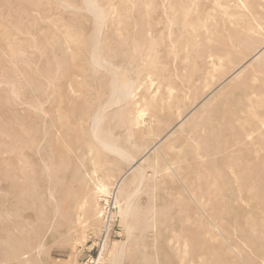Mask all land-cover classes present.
I'll return each instance as SVG.
<instances>
[{
	"label": "rangeland",
	"instance_id": "obj_1",
	"mask_svg": "<svg viewBox=\"0 0 264 264\" xmlns=\"http://www.w3.org/2000/svg\"><path fill=\"white\" fill-rule=\"evenodd\" d=\"M0 1V264H264V0H95L99 37L85 0ZM116 79L139 82L120 107Z\"/></svg>",
	"mask_w": 264,
	"mask_h": 264
},
{
	"label": "bare ground",
	"instance_id": "obj_2",
	"mask_svg": "<svg viewBox=\"0 0 264 264\" xmlns=\"http://www.w3.org/2000/svg\"><path fill=\"white\" fill-rule=\"evenodd\" d=\"M7 1V0H6ZM10 1H12V0H10ZM27 2L28 1H30V0H26ZM38 0H36V2H37ZM58 1V0H57ZM117 1V0H116ZM178 1V0H177ZM187 1V0H186ZM196 1V0H195ZM198 1V0H197ZM206 1V0H205ZM213 1V0H212ZM1 2V1H0ZM34 2V1H33ZM34 3V4H37V3ZM67 2V1H66ZM66 2H61L62 4V6L67 10L68 8H69V10H73V9H77L76 7H74V6H72L71 4H69V3H66ZM190 2V1H189ZM217 2V0L215 1V3ZM22 3V2H21ZM85 7H87V11L89 12V14H92L95 18L94 19H96L95 21H97V23H96V25L98 26V37L101 35V29H103L102 27H103V25H104V21H105V19H104V12H102V10H104L102 7V10L100 9V7L98 6V4H97V2L95 1V0H85ZM124 3V2H123ZM198 3L199 2H197L196 4L197 5H192V6H199L198 5ZM206 3V2H205ZM205 3H203V4H205ZM12 4H14V2L12 3ZM24 4V3H23ZM32 5L31 3H28L27 5ZM33 4V5H34ZM195 4V3H194ZM207 4H210L208 1H207ZM207 4H206V6H205V9L207 8ZM29 5V6H30ZM32 5V7H34ZM38 5V4H37ZM40 5V4H39ZM37 6V8H42V10H38V11H42L43 12V14L45 13L44 11H43V7H41V6ZM42 5V4H41ZM74 5V4H73ZM214 5V4H213ZM217 5V4H216ZM219 5V4H218ZM1 6V5H0ZM117 6V5H116ZM182 5H180V7H181ZM190 6V4L188 5V7ZM203 6V7H204ZM16 7V6H15ZM25 7V6H24ZM23 7V8H24ZM114 7V6H113ZM201 7V6H200ZM209 7V6H208ZM1 9H2V7H0ZM9 8H10V6H9ZM35 8H36V6H35ZM116 8H118V7H116ZM126 8V7H125ZM172 8H174V6L172 7ZM185 8V7H184ZM12 8H10V10H11ZM28 9H31V7H28ZM47 9V8H46ZM63 9V8H62ZM115 9V8H114ZM197 9H199V8H197ZM201 10H203V8H200ZM199 9V10H200ZM204 9V11H206ZM208 9V8H207ZM3 10V9H2ZM24 10H27V9H25L24 8ZM81 10V9H80ZM170 10V9H169ZM180 9H178V11H177V13L179 12L180 13V11H179ZM184 11H186L187 9H183ZM190 10H191V7H190ZM198 10V11H199ZM209 10H210V8H209ZM5 11V10H4ZM34 11V10H33ZM37 11V12H38ZM114 11V10H113ZM123 11V10H122ZM188 11H189V9H188ZM192 11H193V9H192ZM196 11V10H195ZM1 12V11H0ZM18 12V11H17ZM28 13L30 12L31 13V11H27ZM170 12H172V10L170 11ZM189 12H191V11H189ZM207 12V11H206ZM211 12V11H210ZM3 13V15H5L4 13L5 12H2ZM8 13H9V11H8ZM8 13H7V15H8ZM19 13H21V12H19ZM110 13V12H109ZM115 13V12H114ZM113 13V14H114ZM208 13L209 12H207V15L206 16H208ZM24 15H26L25 13H23ZM23 14H21V15H23ZM42 13H40V15H41ZM46 14V13H45ZM181 14V13H180ZM185 13H182V15L185 17L186 16V14L184 15ZM188 14H190V13H188ZM191 14H194L193 12H191ZM195 14H196V12H195ZM194 14V15H195ZM1 15V14H0ZM36 15H37V13H36ZM35 14H34V17L36 16ZM179 15V14H178ZM182 15H181V17H182ZM193 15V16H194ZM198 14H196L195 16H197ZM210 15H212L211 13H210ZM33 16V15H32ZM188 16V15H187ZM194 16V17H195ZM199 16V15H198ZM1 17H3V16H1ZM5 17V16H4ZM39 16H37L36 18H38ZM44 18L45 16H41V18ZM183 17V18H184ZM189 17V16H188ZM213 17V16H212ZM46 18H50L48 15H46ZM112 18V17H111ZM174 18V17H173ZM176 18V17H175ZM182 18V19H183ZM204 18H206V17H204ZM208 18H209V16H208ZM1 19V18H0ZM6 18H4V20H5ZM21 19H22V17H21ZM30 19H31V17H30ZM39 19V18H38ZM8 19H6V21H7ZM25 20V19H24ZM46 20V19H45ZM197 20H198V17H197ZM207 20V19H206ZM40 21V20H39ZM49 21V20H48ZM194 21V20H193ZM52 21L50 20L48 23V25H50V23H51ZM183 21H181V23H182ZM211 22V21H210ZM42 23V22H41ZM45 23H46V21H45ZM53 23V24H52ZM51 23V25H54L55 23H54V19H53V22ZM208 23H209V21H208ZM198 24V23H197ZM205 25H206V23H204ZM212 24V23H211ZM11 25V28L13 27L12 25L13 24H10ZM106 25V24H105ZM183 25V24H182ZM192 25V24H191ZM209 25V24H208ZM55 26V25H54ZM3 27V26H2ZM58 27V26H57ZM206 27V26H205ZM9 27H7V29H8ZM16 28V27H15ZM59 28H61V26L59 27ZM97 28V27H96ZM207 28V27H206ZM209 28V27H208ZM10 29V28H9ZM14 29V28H13ZM13 29H10V30H13ZM191 29V28H190ZM199 29V28H198ZM17 31L18 29H14L13 31ZM13 31H12V33H13ZM183 31V30H182ZM199 31V30H198ZM10 34H11V31H8ZM105 32V31H104ZM170 32V31H169ZM197 32V31H196ZM200 32H202L201 30H200ZM208 32H211V30L209 31V29H208ZM97 33V32H96ZM22 34V33H21ZM105 34V33H104ZM201 34V33H200ZM253 34V33H252ZM28 35V34H27ZM26 35V36H27ZM205 35H207V34H205ZM13 36H14V33H13ZM17 36V35H16ZM26 36L24 35V37L26 38ZM40 36V35H39ZM63 35H61V37H62ZM68 36V35H67ZM67 36H63V37H67ZM106 36V35H105ZM210 36V35H209ZM20 37H22V35L20 36ZM60 37V38H61ZM146 37V36H145ZM206 37V36H205ZM204 37V38H205ZM207 37H208V35H207ZM4 38V37H3ZM9 39H15V37L13 38H10V37H8ZM7 38V39H8ZM17 39L19 38L18 36L16 37ZM60 38H57V39H60ZM68 38L69 37H67L66 39L68 40ZM97 38V37H96ZM181 38H182V36H181ZM209 38H211V37H209ZM22 39H23V41H19V43H24L25 42V40H24V38L22 37ZM28 39V38H27ZM4 40V39H3ZM18 40H20V39H18ZM65 40V39H64ZM63 39H62V41L64 42H62L63 44H65V41H64ZM101 40V39H100ZM190 40H192V39H190ZM213 40H215V39H213ZM5 41V40H4ZM12 41V40H11ZM10 40H9V42H8V40H6V43L8 42L9 44H10V42H11ZM17 41V40H16ZM70 42H71V39L69 40ZM69 41H66L67 43L69 42ZM260 41V40H259ZM18 42V41H17ZM121 42H122V40H121ZM178 42V41H177ZM212 42H214V41H212ZM2 43H3V41H2ZM14 43H16L15 42V40H14ZM13 43V44H14ZM23 43H22V45L21 46H23ZM216 43V42H215ZM13 44H10V45H12L13 46ZM25 44H27V42H25ZM24 44V45H25ZM36 44V43H35ZM41 44V43H40ZM69 45H71V49H73L72 48V44H70V43H68ZM0 45H3V44H0ZM5 45V44H4ZM8 45V44H7ZM7 45L6 46H2V47H5L4 49H8L9 50V48H7ZM14 45H16V46H18V44H14ZM67 45V44H66ZM202 45V44H201ZM211 45H213V43H211ZM11 46V47H12ZM15 46V47H16ZM20 46V45H19ZM27 46V45H26ZM25 46V47H26ZM192 46V45H191ZM1 47V48H2ZM10 47V46H9ZM14 47V46H13ZM12 47V48H13ZM15 47H14V49H15ZM30 47V46H29ZM65 48H67L68 47V45H67V47L66 46H64ZM186 47V46H185ZM188 47V46H187ZM190 47V46H189ZM1 48H0V50H1ZM17 48H19V47H17ZM24 48V46L22 47V49ZM36 49V46H34L32 49ZM69 47H68V51H70L71 49H70ZM149 48V47H148ZM214 48V47H213ZM14 49L13 50H11V51H14ZM19 49H21V48H19ZM22 49H21V51H22ZM8 50H6L5 52H7ZM17 50V49H16ZM40 50V49H39ZM38 50V51H39ZM75 50V49H74ZM93 50V49H92ZM143 50H144V48H143ZM142 50V51H143ZM149 50V49H148ZM29 51V50H28ZM32 51V50H31ZM66 51V50H65ZM1 52V51H0ZM9 52V51H8ZM17 52V51H16ZM19 52V51H18ZM23 52V54H24V51H22ZM33 52V51H32ZM35 52V51H34ZM57 52V51H56ZM151 51H149V52H147V53H150ZM180 52V51H179ZM11 53V52H10ZM29 53V52H28ZM28 53H25V54H27L26 56H28ZM62 53V52H61ZM142 53V52H141ZM144 53V52H143ZM181 53V52H180ZM190 53V52H189ZM1 54H2V52H1ZM13 54H15V53H13ZM24 54V55H25ZM30 54V53H29ZM31 54H33V53H31ZM57 54H58V52H57ZM95 54V53H94ZM93 54V55H94ZM99 54H100V52H99ZM153 54V52L151 53V55ZM184 54V53H183ZM186 54V53H185ZM6 55V54H5ZM4 55V56H5ZM8 55L9 54H7V59H8ZM16 55V54H15ZM14 55V56H15ZM24 55L22 56L23 58H24ZM47 55V54H46ZM143 55V54H142ZM149 55V54H148ZM147 55V56H148ZM151 55H149V56H151ZM178 55V54H177ZM0 56H2V55H0ZM32 56V55H31ZM43 56V55H42ZM91 56H92V54H91ZM146 56V55H145ZM183 56V55H182ZM218 56V55H217ZM16 57H17V55H16ZM15 57V58H16ZM63 57V56H62ZM85 57H86V55H85ZM88 57V56H87ZM155 57V56H154ZM262 57H264V47L262 48V50H261V52L259 51L258 52V54L254 57V61H260V59L262 58ZM2 58L4 59V57L2 56ZM5 58V59H6ZM59 58V57H58ZM65 59H66V57H64ZM63 58V59H64ZM136 58V57H135ZM145 58V57H144ZM152 57H150L149 59H151ZM6 59V60H7ZM87 59V58H86ZM86 59H85V61H86ZM89 59V58H88ZM92 59V58H91ZM91 59H89L90 61H91ZM211 59V58H210ZM209 59V60H210ZM32 60V59H31ZM35 60H38V58L37 59H35ZM40 60V59H39ZM33 61V60H32ZM75 61V60H74ZM148 61V60H147ZM149 61H151V60H149ZM65 62V61H64ZM152 62V61H151ZM154 62V61H153ZM213 62V61H212ZM40 63V62H39ZM63 63V62H62ZM86 63V62H85ZM91 63H92V66L94 67V69H96L97 71H98V74H100L101 73V71H100V73H99V70H103V71H106L107 69V66L109 65V63L106 61V59H104V58H99V57H97V56H94L93 57V59H92V61H91ZM145 63V62H144ZM155 63H156V60H155ZM155 63H153V64H155ZM192 63V62H191ZM254 63V62H253ZM112 64V63H111ZM118 64V63H117ZM147 64V63H146ZM151 64V63H150ZM219 64V63H218ZM67 65V64H66ZM124 65V64H123ZM211 65V64H210ZM56 66V65H55ZM64 66V65H63ZM62 66V67H63ZM90 66H91V64H90ZM91 66V67H92ZM110 66V65H109ZM119 66V65H118ZM32 67V66H31ZM30 67V68H31ZM68 67V66H67ZM120 67V66H119ZM152 67V66H151ZM50 68V67H49ZM114 68V67H113ZM118 67H116V69H117ZM122 68V67H121ZM127 68V67H126ZM44 69V68H43ZM55 69V68H54ZM72 69V68H71ZM70 69V70H71ZM136 69V68H135ZM153 69V68H152ZM242 69V68H241ZM241 69L240 70H237L234 74H232V76L229 78V79H232L233 77H235L236 75H238L239 76V74H241L243 71H241ZM73 70V69H72ZM93 70V69H92ZM109 70H110V68H109ZM112 70V69H111ZM110 70V71H111ZM115 70V69H114ZM113 70V71H114ZM140 70V69H139ZM142 70V69H141ZM140 70V71H141ZM214 70V69H213ZM116 71V70H115ZM114 71V72H115ZM131 71H132V69H131ZM206 71V70H205ZM50 72V71H49ZM66 72H67V70H66ZM90 72H92V71H90ZM107 72V71H106ZM124 72V71H123ZM148 72H149V70H148ZM92 73H94V72H92ZM119 73V72H118ZM138 73V72H137ZM43 74V73H42ZM68 74V73H67ZM97 74V73H96ZM104 74V73H103ZM28 75V74H27ZM75 75V74H74ZM105 75V74H104ZM117 75V74H116ZM119 75V74H118ZM127 75V74H126ZM125 75V76H126ZM144 75V74H143ZM100 76L101 75H99V78H100ZM148 76V75H147ZM153 76V75H152ZM237 76V77H238ZM25 77V76H24ZM89 77V76H88ZM90 77H92V76H90ZM124 77V76H123ZM127 77V76H126ZM103 78H105V77H103ZM122 78V77H121ZM120 78V79H121ZM26 79V78H25ZM119 79V80H120ZM153 79V78H152ZM182 79V78H181ZM229 79H228V81H229ZM1 80V79H0ZM70 80V79H69ZM72 80V79H71ZM130 80V79H129ZM128 80V82L125 84V81H123L124 82V84L123 83H121V82H119L117 79L116 80H114L113 81V83H112V96L109 98L110 99V101L108 102V106L109 105H116V106H118V107H120L122 104H124L126 101H128L129 99H131L132 100V97H133V95H134V93H135V91H136V89H137V83H139L138 82V80H137V83H135V82H132V81H129ZM148 81H149V79H147ZM185 80V79H184ZM73 81V80H72ZM72 81H70L71 83H72ZM102 81V80H101ZM14 82V81H13ZM12 82V83H13ZM31 82V81H30ZM81 82V81H80ZM90 82V81H89ZM99 82V81H98ZM142 82V81H141ZM146 82V81H145ZM17 83V82H16ZM67 83V82H66ZM70 83V84H71ZM74 83V82H73ZM82 83V82H81ZM93 83V82H92ZM102 83V82H101ZM143 83V82H142ZM142 83H141V85H142ZM223 83H225V82H223ZM87 84V83H86ZM6 85V84H5ZM22 85V84H21ZM31 85V84H30ZM65 86H68V85H66V84H64ZM100 85V84H99ZM102 85V84H101ZM140 85V86H141ZM147 85V84H146ZM33 86V85H32ZM42 86V85H41ZM44 86V85H43ZM72 87H73V85H71ZM88 86V85H87ZM143 86V85H142ZM145 86V85H144ZM222 85L220 84V86H219V88L221 87ZM12 87V86H11ZM40 87V86H39ZM47 87V86H46ZM94 87V86H93ZM74 88V87H73ZM72 88V89H73ZM139 88V87H138ZM217 88V87H216ZM216 88L214 89L215 91H217L216 93H218V89L216 90ZM40 89V88H39ZM42 89V88H41ZM76 88H74L73 90L74 91H76L77 92V90H75ZM141 89V88H140ZM13 90V89H12ZM42 90H44V87H43V89ZM90 90V89H89ZM213 90V91H214ZM228 90V89H227ZM68 91H69V88H68ZM72 91V90H71ZM100 91V90H99ZM171 91V90H170ZM170 91H169V93H170ZM214 91V92H215ZM24 92V91H23ZM22 92V93H23ZM92 92V91H91ZM174 92V91H173ZM211 92V91H210ZM11 93H13V92H11ZM16 94H17V92H15ZM79 93V92H78ZM215 93V94H216ZM44 94V93H43ZM84 94V93H83ZM92 94V93H91ZM172 94V93H171ZM13 95H14V93H13ZM18 95V94H17ZM90 95V94H89ZM88 95V96H89ZM94 96V95H93ZM92 96V97H93ZM109 96V95H108ZM172 96H173V94H172ZM171 96V97H172ZM208 96V95H207ZM210 96H211V93H210ZM218 96V95H217ZM38 97H39V95H38ZM152 97V96H151ZM49 98V97H48ZM16 99V98H15ZM18 99V98H17ZM80 99V98H79ZM87 99V98H86ZM136 99V98H135ZM211 99V98H210ZM50 100V99H49ZM208 100H209V98H208ZM130 101V100H129ZM203 101H205V102H209V101H207V100H204L203 99ZM213 101V100H212ZM211 101V102H212ZM81 102V101H80ZM96 102V101H95ZM146 102V101H145ZM88 103V102H87ZM129 103V102H128ZM206 103V104H207ZM210 103V102H209ZM38 104V103H37ZM71 104V103H70ZM82 104V103H81ZM80 104V105H81ZM90 104H91V102H90ZM93 104V103H92ZM91 104V105H92ZM107 104V103H106ZM106 104H104L103 106H105ZM126 104V103H125ZM204 104V102H202V105ZM205 104V105H206ZM201 105V104H200ZM201 105V106H202ZM20 106V105H19ZM28 106V105H27ZM204 106V105H203ZM84 107V106H83ZM78 108V107H77ZM122 108V107H121ZM84 109V108H83ZM107 109H109V108H107V107H105L102 111H100V112H102V113H106V110ZM26 110V109H25ZM80 110V109H79ZM9 111H11V110H9ZM71 111H72V109H71ZM118 111V110H117ZM120 111V110H119ZM180 111V110H179ZM94 112V111H93ZM116 111H113L112 113H115ZM144 112V111H143ZM148 112V111H147ZM15 113V112H14ZM194 113V112H193ZM81 115H82V113H81ZM107 115V114H106ZM41 116V115H40ZM57 116V115H56ZM145 116V115H144ZM46 117V116H45ZM58 117V116H57ZM121 117V116H120ZM146 117H147V115H146ZM104 118H105V116H104V114H102V115H97V116H95L94 117V120H93V123H92V127H91V132H92V135H93V138L96 140V142L98 143V145L100 146V148L102 149V150H104V151H106V152H108V153H110V154H113V155H115V156H117L118 158H121L122 160H124V161H126L127 163H129L130 165H131V168L129 169V171H127L128 173L127 174H130V173H134V172H137L138 170H139V166L140 165H138L140 162H141V160L142 159H144V158H142V159H140V161H138V160H136V158H135V156H133L130 152H128V151H126V150H124L122 147H120L119 146V144L117 143V141H115L114 139H112V136H109V135H111V134H107L108 136H106V134L104 133V131H103V122H104ZM107 118H109V117H107ZM133 118V117H132ZM143 118V117H142ZM121 119V118H120ZM123 119V118H122ZM124 119H125V117H124ZM181 119V118H180ZM19 120V119H18ZM43 120V119H42ZM57 120H59V119H57ZM130 120V119H129ZM134 120H136V119H134ZM142 120V119H141ZM147 120V119H146ZM182 120V119H181ZM181 120L179 121V122H181ZM133 121V120H132ZM185 121V120H184ZM118 122H120V120L118 121ZM59 123V122H58ZM125 123V122H124ZM131 123V122H130ZM133 123V122H132ZM143 123V122H142ZM105 124V123H104ZM136 124H137V121H136ZM180 124H183L182 122L180 123ZM20 125V124H19ZM63 126V125H62ZM44 127V126H43ZM128 127V126H127ZM60 128V127H59ZM110 130V129H109ZM60 131V129L57 131V132H59ZM130 131V130H129ZM38 132V131H37ZM45 133V132H44ZM90 133V132H89ZM112 133V132H111ZM172 133H170V135H171ZM170 135H169V137H170ZM17 136V135H16ZM56 136H58V135H56ZM114 136V135H113ZM168 137V138H169ZM167 138V137H166ZM73 139V138H72ZM116 139V138H115ZM164 139V138H163ZM59 140V139H58ZM66 140V139H65ZM76 140V139H75ZM165 141L167 140V139H164ZM163 140V141H164ZM83 144V143H82ZM161 144V143H160ZM159 145V144H158ZM8 146V145H7ZM4 147V146H3ZM155 147V146H154ZM159 147V146H158ZM5 148V147H4ZM11 149V148H10ZM147 149V148H146ZM152 149H154V148H152ZM6 151V150H5ZM11 151V150H10ZM38 151H39V149H38ZM91 151V150H90ZM154 151V150H153ZM2 153V152H1ZM83 153V152H82ZM147 153V152H146ZM7 154V153H6ZM149 154V153H148ZM144 156H146V154L144 155ZM149 156V155H148ZM1 157V156H0ZM79 157V156H78ZM83 158V157H82ZM147 159V158H146ZM149 159V158H148ZM19 163V162H18ZM22 163V162H21ZM141 163H143V162H141ZM143 165V164H142ZM141 165V166H142ZM21 166V165H20ZM19 171V170H18ZM76 173V172H75ZM126 174V175H127ZM25 175V174H24ZM125 175V176H126ZM124 176V177H125ZM142 176H143V174H142ZM123 177V178H124ZM79 178V177H78ZM77 178V179H78ZM122 178V179H123ZM33 179V178H32ZM76 179V180H77ZM120 180V183L123 181V180ZM13 180V179H12ZM16 180H17V178H16ZM25 180V179H24ZM20 181V180H19ZM19 183V182H18ZM119 183V184H120ZM22 186V185H21ZM103 190V189H102ZM26 191V190H25ZM28 191H29V188H28ZM118 191V190H117ZM30 192V191H29ZM85 192V191H84ZM87 195V194H86ZM101 195H103V194H101ZM21 196V195H20ZM23 196H25L24 194H23ZM26 197H27V195H26ZM25 197V198H26ZM86 197H88V196H86ZM32 198V197H31ZM21 199V198H20ZM23 200V199H22ZM29 200V199H28ZM40 202V201H39ZM86 202H88L87 200H86ZM92 202V201H91ZM26 203V202H25ZM89 203V202H88ZM87 204V203H86ZM126 207V206H125ZM96 210V209H95ZM129 212V211H128ZM2 215V214H1ZM129 215V214H128ZM2 217V216H1ZM6 221V220H5ZM15 221V220H14ZM10 223V222H9ZM5 224H6V222H5ZM84 226V225H83ZM15 231V230H14ZM25 231V230H24ZM26 232V231H25ZM17 234V233H16ZM10 235V234H9ZM23 235H25V234H23ZM18 236V235H17ZM20 236H22V235H20ZM19 236V237H20ZM6 237V236H5ZM28 237H29V235H28ZM5 239V238H4ZM8 239H9V237H8ZM8 239H7V241H8ZM23 240V239H22ZM25 240H26V238H25ZM2 241V240H1ZM4 242H5V240H3ZM18 241H21V240H18ZM3 243V242H2ZM7 244V243H6ZM20 244H21V242H20ZM43 244V243H42ZM22 245V244H21ZM31 247V246H30ZM123 247V246H122ZM13 248V247H12ZM33 248V247H32ZM6 249V248H5ZM122 249V248H121ZM180 250V249H179ZM28 251V250H27ZM26 251V252H27ZM32 252V251H31ZM35 252V251H34ZM120 252H121V250H120ZM5 253V252H4ZM33 253V252H32ZM38 253V252H37ZM177 253V252H176ZM28 254H30V253H28ZM178 254V253H177ZM118 255V254H117ZM16 257H17V255H15ZM119 256H120V254H119ZM119 256H117V257H119ZM15 257V258H16ZM121 257V256H120ZM118 259H120V258H118ZM180 259L182 260V258L180 257ZM6 260V259H5ZM13 260V259H12ZM183 260H185V259H183ZM182 260V261H183ZM121 261H123V260H121ZM181 261V262H182ZM185 262V261H184Z\"/></svg>",
	"mask_w": 264,
	"mask_h": 264
}]
</instances>
